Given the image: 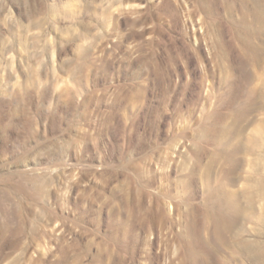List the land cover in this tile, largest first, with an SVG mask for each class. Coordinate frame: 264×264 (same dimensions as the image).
Wrapping results in <instances>:
<instances>
[{"label": "rangeland", "instance_id": "374dc122", "mask_svg": "<svg viewBox=\"0 0 264 264\" xmlns=\"http://www.w3.org/2000/svg\"><path fill=\"white\" fill-rule=\"evenodd\" d=\"M0 264H264V0H0Z\"/></svg>", "mask_w": 264, "mask_h": 264}, {"label": "bare ground", "instance_id": "6f19581e", "mask_svg": "<svg viewBox=\"0 0 264 264\" xmlns=\"http://www.w3.org/2000/svg\"><path fill=\"white\" fill-rule=\"evenodd\" d=\"M255 18H256V13H255ZM243 111H244V110H242L241 112L244 113ZM242 113H241V114H242ZM241 114H240V115H241ZM253 142H254V140H253ZM252 161H253V160H252ZM240 165H241V164H240L239 162H235L234 165H233V168L235 169V168L239 167ZM251 167H252V168H251V169H252V172H255V171H256V161H253V162L251 163ZM254 179H255V178H254ZM250 182L253 183L251 180H250ZM254 184H255V183H254ZM251 185H252V184H251ZM249 190H250V189H249ZM254 190H255V189H254ZM247 191H248V190H247ZM250 193H252V197H251V198H253V199L256 200V192L253 191V188H252V191H250ZM253 199H252V200H253Z\"/></svg>", "mask_w": 264, "mask_h": 264}]
</instances>
